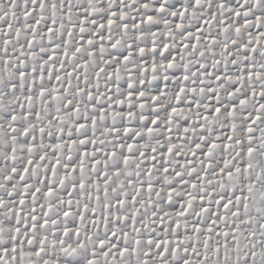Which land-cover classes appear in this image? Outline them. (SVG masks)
<instances>
[{"label": "snow or ice", "instance_id": "obj_1", "mask_svg": "<svg viewBox=\"0 0 264 264\" xmlns=\"http://www.w3.org/2000/svg\"><path fill=\"white\" fill-rule=\"evenodd\" d=\"M0 264H264V0H0Z\"/></svg>", "mask_w": 264, "mask_h": 264}]
</instances>
